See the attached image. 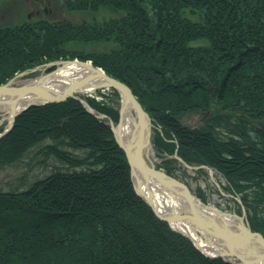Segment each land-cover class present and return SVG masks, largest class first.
Returning a JSON list of instances; mask_svg holds the SVG:
<instances>
[{"label":"trees","instance_id":"trees-1","mask_svg":"<svg viewBox=\"0 0 264 264\" xmlns=\"http://www.w3.org/2000/svg\"><path fill=\"white\" fill-rule=\"evenodd\" d=\"M67 3L71 12L118 16L0 21V85L46 63L92 61L150 115L157 154L219 173L264 238V0ZM86 100L119 121L115 89ZM196 114L201 123H186ZM40 145L45 160L62 165L25 189H0V264H232L204 256L156 215L136 193L111 126L79 100L22 112L0 139V170ZM174 162L162 166L169 175ZM196 195L205 201L201 189Z\"/></svg>","mask_w":264,"mask_h":264},{"label":"water","instance_id":"water-1","mask_svg":"<svg viewBox=\"0 0 264 264\" xmlns=\"http://www.w3.org/2000/svg\"><path fill=\"white\" fill-rule=\"evenodd\" d=\"M74 62L84 65L88 74L78 77L76 81L68 84L64 93H53L41 86V79L50 77L47 75L54 74L60 68ZM54 65L57 68L49 74L42 75L36 73L37 68H41L37 67L36 69H32V71L22 72L6 84L0 85V104L13 106L12 119H9L8 127L0 133V139L13 129L17 117L30 106L59 103L68 98H75L84 105L90 114L105 119L111 126L115 140L124 150L130 164L131 176L136 193L153 209L159 218L168 222L174 231L187 237L208 258H223L232 264H260V262H264V238L260 234L252 231L247 220L245 209L243 210V215L238 218L208 204V200L207 203H204L180 180L157 169L146 158L142 152L143 142L145 141L146 128L152 120H150L149 115L126 84L109 76L103 69L95 67L93 64L81 61H56L44 67L50 68ZM30 74L31 76L35 75V77L27 80L22 86L16 85L15 80L18 77H24ZM97 81H102V84L97 86L95 84ZM85 87L93 88L94 91L87 93L92 94V96L97 95L99 90L115 89L119 93L121 98L118 101L120 118L117 124L105 114H101L93 109L86 101L85 95L81 96V94L77 93L79 89ZM31 95L38 102H33L20 110L15 107L17 105L19 106ZM125 104L131 106L134 110L141 131L140 138L135 145H125L120 138L123 123L122 112ZM173 157L185 167L195 168L187 164L179 156L174 155ZM150 182H154L166 191L172 192L173 195H177L176 197L182 199L186 206L178 209L175 207L174 209H170L171 211L168 209L162 210L161 205L157 204L152 197L146 195L145 185L147 186ZM216 183L220 187L219 183ZM223 216H231L236 219L237 223L229 225ZM176 224H187L192 230L189 229L188 232L181 230L175 227ZM216 245L219 246L218 249L214 248ZM208 248L212 253L207 250Z\"/></svg>","mask_w":264,"mask_h":264},{"label":"rangeland","instance_id":"rangeland-1","mask_svg":"<svg viewBox=\"0 0 264 264\" xmlns=\"http://www.w3.org/2000/svg\"><path fill=\"white\" fill-rule=\"evenodd\" d=\"M68 1L74 2L76 0H0V21L6 24L10 22L18 23L21 21L35 22L38 19H47L49 21L67 20L72 22L73 24H81L83 21L93 20L96 15L98 16L99 19H103L104 17H108L109 19L118 16L114 12L102 11V10L96 13L93 11L71 12L67 8ZM31 13H32L31 19H29L28 15H30ZM104 47L106 46L103 45L99 48L101 49ZM67 61H80V60L73 59ZM86 62H88L89 64H93L92 61H86ZM56 68H57L56 65L50 68L44 66L41 67V69L43 70H55ZM19 74H17L16 76H18ZM34 77L35 75L31 76V74L24 77H18L15 81H18L19 84H17L16 82L15 83L17 86H22L25 84L27 80ZM87 96H92V94H85V97ZM33 106H37V105H33ZM116 106L117 108L119 107V102L118 105ZM190 117L202 118L197 114L191 115L189 117L187 116L185 118L186 123L193 126H197L198 123H201L200 118H190ZM9 122H10L9 119H5L0 114V133H2L8 127ZM153 135L151 138L152 144H153ZM46 144H50V141L42 145H46ZM42 145L32 150L28 155H26V157L21 162L15 165L7 166L0 170L1 190L25 189L35 180L42 179L47 175L51 174L56 169V167H61L62 164L59 163L54 158L50 157L45 160L44 159L45 157L42 156L40 152L38 153L39 148L43 147ZM153 152H154L155 160L152 161L150 159L149 160L151 161L150 163L154 165L157 169L162 170L163 172L166 173L165 167H162L164 165V162L167 159L173 160L175 158L172 156L165 157L164 154H157L154 144H153ZM77 153H81V151H77ZM170 167L175 169L173 174L170 176L179 179L184 185H186L191 189L193 194L196 195L197 189H201L203 192H205L206 195L205 201L201 199L204 203H207L208 200L209 202L208 204L216 207L217 209H220L225 213L231 214L232 216H237L238 218H240L243 215V214L240 215L239 212L237 211V205L234 202V199L229 195V193L224 192L222 190L221 186H224L226 184L224 178L213 169L208 168L204 165H201L199 167L194 166L195 168H189V167H185L180 162H174L170 164ZM216 182L219 183L220 187Z\"/></svg>","mask_w":264,"mask_h":264},{"label":"bare ground","instance_id":"bare-ground-1","mask_svg":"<svg viewBox=\"0 0 264 264\" xmlns=\"http://www.w3.org/2000/svg\"><path fill=\"white\" fill-rule=\"evenodd\" d=\"M38 20H41V19H38ZM62 61H67V60H62ZM85 63H88V62L85 61ZM48 64H50V63H46L44 65L36 66V67L31 68V69H27L25 71H32V69H36L37 67L47 66ZM25 71H23V72H25ZM52 71L53 70H43L41 68H37L36 73L45 75V74L51 73ZM86 74H88V72H87L85 66L82 64L74 62L72 64L65 65L64 67L60 68L54 74L47 75L50 77H47L46 79L45 78L41 79V81H42L41 86L44 88H47L48 90L52 91L53 93H61L62 94L65 92L68 84L76 81V78L81 77V76L86 75ZM39 78H41V77H39ZM15 82L17 84H19L18 81H15ZM32 82H35V81H32ZM95 84L97 86H100L102 84V81H97V83H95ZM92 91H94L92 87L91 88L85 87V88L79 89L77 93L81 94V96H84L85 94L90 93ZM99 98L101 99V97H99ZM85 99H86V97H85ZM120 99L121 98L119 96V100ZM33 102L34 103L38 102V100L35 99V97L31 95V96L27 97L23 103H21L19 106L18 105L15 106V107H17L18 110H20L23 107H25L29 104H32ZM123 102H124V100H123ZM12 109H13L12 105L0 104V114L5 119H12V114H13ZM119 116H120V114H119ZM149 118H150V120H152L150 115H149ZM122 120H123L122 131L120 134V138H121L122 142L125 145H135L140 138V135H141L140 132L141 131H140V128L138 125L137 116H136L134 110L132 109V107L129 106L128 104H125V106L123 108ZM152 135H153V122H151L149 124V126L146 128L145 141L144 142L142 141L144 144V146L142 144V146H143L142 152L146 156L147 159H149V160L151 159L152 161H154L155 158H154V152H153V144L151 141ZM134 148L136 149L135 146H134ZM145 187H146V195H148L149 197H152L154 199V201H156L157 204L161 205L162 210L168 209L169 211H171L170 209H174L175 207L178 209V208H182V207L186 206L182 199H180L179 197H176L177 195H173L172 192L166 191L164 188H162L159 185H156V183H154V182H150L147 186L145 185ZM215 216H217V215H215ZM223 217H225L224 219L226 220V222L229 225H232L233 223H237L236 219L231 217V216H223ZM175 227L179 228L181 230L187 231V232L189 229L192 230L187 224H176ZM218 247L219 246L216 245V247H214V248L218 249ZM207 250H209V252L212 253V251L209 248ZM235 261H237V260H235ZM260 264H264V262H260Z\"/></svg>","mask_w":264,"mask_h":264},{"label":"flooded vegetation","instance_id":"flooded-vegetation-1","mask_svg":"<svg viewBox=\"0 0 264 264\" xmlns=\"http://www.w3.org/2000/svg\"><path fill=\"white\" fill-rule=\"evenodd\" d=\"M31 15H32V13L30 14V15H28V17H29V19H31ZM25 22H23V21H21V22H18V23H3L4 25H7V26H16V25H19V24H21V25H23Z\"/></svg>","mask_w":264,"mask_h":264}]
</instances>
